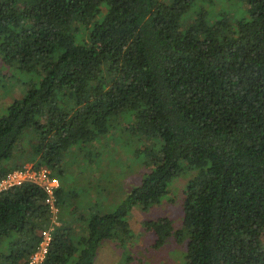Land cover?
<instances>
[{
  "label": "trees",
  "instance_id": "trees-1",
  "mask_svg": "<svg viewBox=\"0 0 264 264\" xmlns=\"http://www.w3.org/2000/svg\"><path fill=\"white\" fill-rule=\"evenodd\" d=\"M206 1L0 0V61L38 77L0 115V179L32 165L61 181L57 225L40 185L0 192V264H28L51 226L43 264L139 244L131 212L188 174L182 226L144 218L141 237L175 234L184 264H264V0H219L235 14ZM121 119L149 169L112 211L78 217L66 158H88Z\"/></svg>",
  "mask_w": 264,
  "mask_h": 264
},
{
  "label": "rangeland",
  "instance_id": "rangeland-1",
  "mask_svg": "<svg viewBox=\"0 0 264 264\" xmlns=\"http://www.w3.org/2000/svg\"><path fill=\"white\" fill-rule=\"evenodd\" d=\"M205 6L217 11L229 10L232 14L237 11L234 4H224L219 0H208ZM32 80L37 81L38 77L28 73L11 76V72L0 61V115L6 112L13 99L24 96ZM128 127L129 125L121 119L115 124L111 136L88 144L91 152L88 158L82 157L81 154H71L66 158L64 181L68 192L72 194L69 197L74 200L76 198L78 217L89 216L92 212L112 211L115 207L108 206L110 187L131 190L149 169L150 158L147 152H138L145 143ZM154 148L157 149L156 146H153ZM155 151L158 152V149ZM86 161H89V166L84 168L82 164ZM87 178L90 180L85 181ZM190 179V174L180 176L173 184L171 192L151 210L144 211L136 207L131 212L129 219L133 230L139 236V244L117 246L111 240L105 241L98 251L94 264H184L186 241L179 242L173 234L163 247L154 248V235L146 231V236L141 237V231L144 218L153 219L160 216L171 218L175 228L182 226L183 202ZM93 186H102L100 188L102 193L94 196L90 190ZM90 206L95 211H91Z\"/></svg>",
  "mask_w": 264,
  "mask_h": 264
},
{
  "label": "built area",
  "instance_id": "built-area-1",
  "mask_svg": "<svg viewBox=\"0 0 264 264\" xmlns=\"http://www.w3.org/2000/svg\"><path fill=\"white\" fill-rule=\"evenodd\" d=\"M25 182L35 183L40 185L46 192L45 203L48 205L50 211L54 214V225L59 224L57 221V204L56 191L61 186V181L58 177L51 174L47 167L35 169L32 165L25 166L20 170H15L9 173L5 178L0 179V192L13 188ZM53 226L46 228L41 232L42 241L37 251L30 257L28 264H43L49 245L52 241Z\"/></svg>",
  "mask_w": 264,
  "mask_h": 264
},
{
  "label": "crops",
  "instance_id": "crops-1",
  "mask_svg": "<svg viewBox=\"0 0 264 264\" xmlns=\"http://www.w3.org/2000/svg\"><path fill=\"white\" fill-rule=\"evenodd\" d=\"M88 179L89 178L85 179V181L86 180L88 181ZM141 179H140V181H141ZM95 184L99 185L98 182H95ZM101 187L102 186H100V187L99 186H93L90 190L93 193V195L96 196L97 194L102 193V190H100ZM125 187H129V186H125ZM129 191H130L129 188H121V187L111 188L110 187V189H109V194H110V198L109 199H110V202L108 203V206L116 207L118 205V203L127 195V193ZM103 192L106 193L107 191H103Z\"/></svg>",
  "mask_w": 264,
  "mask_h": 264
}]
</instances>
